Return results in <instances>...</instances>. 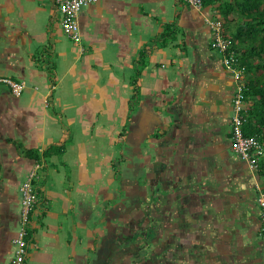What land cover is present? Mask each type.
Returning <instances> with one entry per match:
<instances>
[{
  "label": "crops",
  "instance_id": "obj_1",
  "mask_svg": "<svg viewBox=\"0 0 264 264\" xmlns=\"http://www.w3.org/2000/svg\"><path fill=\"white\" fill-rule=\"evenodd\" d=\"M210 10L185 0H98L80 10L82 41L75 42L60 27L62 6L55 0H0V75L27 82L21 95L0 86V264L13 262L20 187L36 163L38 202L26 264L122 263L120 245L107 236L115 237L122 219L120 198L109 196L114 172H107L139 67L140 104L129 117L141 138L131 132L130 140L145 152L141 160L150 149L162 153L155 166L169 208L190 202L187 218L217 212L231 226L224 233H240L252 245L250 262L264 264L257 203L262 179L224 133L235 74L213 46ZM168 25L180 32L164 38ZM52 56L51 77L43 61ZM51 145L65 149L46 157ZM37 152L39 159L30 155Z\"/></svg>",
  "mask_w": 264,
  "mask_h": 264
},
{
  "label": "trees",
  "instance_id": "obj_2",
  "mask_svg": "<svg viewBox=\"0 0 264 264\" xmlns=\"http://www.w3.org/2000/svg\"><path fill=\"white\" fill-rule=\"evenodd\" d=\"M202 1L204 8L210 7V11L214 12V17L222 19V31L228 40V47L225 51H220L213 44L214 48L220 52L223 61L226 56H233V58L230 59V66H232L233 69L236 68L241 70L242 80L244 82L243 102L246 106L241 113L243 120L242 131L246 136H257L264 144V0ZM208 28L210 34L212 35L209 24ZM175 30H172L171 25H168L163 33V37H173L174 32H180ZM184 34L186 33L184 32ZM42 57L45 56L43 55ZM41 61H43V59ZM140 62H144V60L141 59ZM43 63L45 64L51 77L54 76L56 74L55 61L49 57V61H46V63L43 61ZM140 69H142V67H139V70L135 72V76L132 80L134 88L128 104L129 109L127 119L125 120L119 135H117L121 142L126 138L130 139L131 132L136 134L138 140L141 138L139 130L133 129V131H131L132 128H130L129 117L132 116L131 112L134 111L140 104L141 87L138 80L142 72ZM1 85L4 84L1 83L0 86ZM224 133L226 139L230 138V141L232 142V137L234 136L233 126H231L230 129H225ZM159 136L160 135L158 134L155 135V137L160 138ZM64 149L65 145H51L44 151V155L47 157L53 152H63ZM176 152V150L175 152L173 151V154ZM30 155H33L38 159L40 156L38 152L31 153ZM149 155L151 157L148 156L147 160L150 161V164L145 162L146 155H144L143 160L138 161V165H135L134 174L125 173V170H123L121 166V163L125 161L123 156L119 159L115 158V161L113 162L116 177L123 178L131 176L133 178V181L131 182L129 179H121L122 197L123 195L128 194L123 198L121 197L120 203L123 205L121 206L122 209L127 211L128 208L125 207L126 203L130 201L131 198H136L135 206L130 208V213L133 211V215L136 216L135 226H139V222L137 221L143 215L148 216L149 219L152 218L154 225L152 228L154 231L152 235L155 237L154 242L152 243L154 249L153 254L150 251L151 248L149 249L147 245L143 246L141 249H137L136 252L134 243L131 241L124 243L125 240H121V237L125 234V230L123 228L126 229L127 224L124 225L123 228L121 227L120 222L119 225L117 224V226H115V237L108 233L107 236L111 240V243L113 244L116 242V244L118 243V245H120L118 249L121 248L120 252L122 253L123 261L125 260L127 264H223V260L226 255L233 259L238 257L235 264H244L254 260L256 253L253 249H250L252 245L246 237L236 232H232V236H230L231 233H224L223 229L226 231V227L230 228L231 226H226L227 222L223 219L224 217L222 215L216 212V214L213 215V213L212 216L209 215L212 213L210 212L209 214L202 213L201 215L192 217L189 216L187 218V215L184 213L186 211L192 212L193 208L190 202L189 204H186V207L181 203L179 207V202H176L175 205H172L169 208L171 201L169 199L170 194L167 186H164L163 182V190L159 191L160 195L157 197L159 198V203L152 207V212L146 214L148 210L144 207H142V209L138 208L145 202L141 201L139 197L141 194L140 190H145L143 185L146 184L145 187L150 188L151 183L157 184V179L156 181H153L156 176L152 179L151 173L154 172L161 176V169L157 168L155 165L157 164L156 161L162 157V153H154L153 149H151L149 151ZM238 155L240 156V154ZM174 160H176V156L174 157ZM148 166L150 168V174L149 178H146L144 174L147 171ZM255 169L259 177L262 179L261 188L264 190V156L259 159L258 166ZM123 171L126 175H123ZM134 180L137 181V183H135ZM172 189H175V186H172ZM260 192V188H258L257 203L261 216V205L258 200ZM199 204H202V202L200 201ZM206 205H208V203L204 204V209H207ZM181 212H183V214L179 215ZM125 218L128 219L129 217L125 216L122 220ZM222 223H225V225L222 226ZM235 223L238 225L237 222ZM237 225L233 224L232 227H236ZM261 227L262 223L260 218L259 235L264 239V237L260 234ZM209 228H211L212 231L209 230ZM118 229L120 232L116 233ZM108 231H110V229H108ZM164 232L165 234L162 236ZM133 233H137L136 238H140V240H142L144 232L140 227L137 232L135 230ZM234 237L235 242L229 241V239ZM133 240H135V236ZM240 244H243L242 246L244 247V252H242L241 257L239 255L240 247L237 246ZM223 245H226V247H222ZM255 246L256 250L258 248L261 249L260 241L257 238ZM146 253L153 255L150 260L148 256H145ZM255 264H262V262L260 263L259 261H255Z\"/></svg>",
  "mask_w": 264,
  "mask_h": 264
},
{
  "label": "built area",
  "instance_id": "obj_3",
  "mask_svg": "<svg viewBox=\"0 0 264 264\" xmlns=\"http://www.w3.org/2000/svg\"><path fill=\"white\" fill-rule=\"evenodd\" d=\"M62 6V27L66 33L75 42L82 41L81 27L79 22L80 10L89 4L98 0H55ZM195 9L203 10L202 0H185ZM207 23L210 25L214 46L220 51H225L228 47V40L223 34V21L218 17H208ZM233 55V53H232ZM233 56L225 57V63L230 66V59ZM232 67V66H230ZM233 69V67H232ZM235 74L236 87L233 97L232 126L234 136L232 137V148L240 154L251 166L257 168L259 159L264 156V144L257 136H246L242 131L241 113L246 108L243 102L244 82L240 69H233ZM8 85L15 95H21L27 86L25 80H15L12 77L0 75V84ZM39 163L31 169L27 179L21 185L22 207H21V225L14 239L16 250L12 264H26L29 256V249L32 239L33 217L38 202L34 180L38 175ZM259 203L261 205V223L260 234L264 237V190L260 187Z\"/></svg>",
  "mask_w": 264,
  "mask_h": 264
},
{
  "label": "flooded vegetation",
  "instance_id": "obj_4",
  "mask_svg": "<svg viewBox=\"0 0 264 264\" xmlns=\"http://www.w3.org/2000/svg\"><path fill=\"white\" fill-rule=\"evenodd\" d=\"M233 87L234 88H233L232 101H231L232 114H233V108H234L233 97H234V92H235V87H236L235 81H234ZM232 114L230 115V117L228 119L229 121H228V124L226 125L227 129H230L231 126H232V121H231ZM137 141H138V139H137ZM148 156H150L149 153L146 154L145 159H147ZM149 174H150V168L148 167L147 171L145 172L144 175H145L146 178H149ZM154 181H156V179ZM155 184L156 183H151V187L150 188L145 187L146 184H144L143 187H144L145 190L144 191L140 190V192H141V194L139 196L140 200L141 201H145V202L143 204H141V206H139L138 208L142 209V207H144L146 210H148L146 214L151 213L152 210H153L152 207H154L155 205H157L159 203V198H157V197L160 195L159 191L163 190L161 176H159V180L157 181V184L156 185ZM135 204H136V198H133V199L131 198L130 201H128L126 203L128 210L125 211V210H123L121 208L120 217L121 218H123L125 216L129 217L125 222L122 219H120V225H121L122 228H123L124 225L127 224L126 225V229L123 228L125 230V234L123 235V237H121V240H123V241L125 240L124 243L130 242V241L132 243H134V248H135L136 252H137V249H141L143 246L147 245L149 247V249L151 248L150 251L153 254L154 253V249H153L152 243L154 242V239H155V237L152 235L154 233V231L152 230V228L154 227L153 219L152 218L149 219L148 216L143 215L137 221V222H139V226L138 225H137L138 227L135 226V222H136L135 218H136V216L133 215V211L130 213V208H133L135 206ZM144 224H145V226H144ZM141 226H143V227H141ZM139 227L144 232V234L142 236V240H140V238H136V234L137 233H133L135 230L137 232ZM134 236H135V240H133ZM130 248H132V247H130ZM152 254L150 255V253H146L145 256L146 257L148 256L149 260H150V258H152V256H153ZM123 262L125 264H127L125 260L122 261L121 264H124Z\"/></svg>",
  "mask_w": 264,
  "mask_h": 264
},
{
  "label": "rangeland",
  "instance_id": "obj_5",
  "mask_svg": "<svg viewBox=\"0 0 264 264\" xmlns=\"http://www.w3.org/2000/svg\"><path fill=\"white\" fill-rule=\"evenodd\" d=\"M60 25H61L60 27H62V19H61ZM140 35H142V34H140ZM148 43H149V45L153 44V41L150 40ZM82 45H84L83 42H82ZM84 58H85V56H84ZM52 59H53V61L56 62L55 56H52ZM117 73H119V72H117ZM127 73H129V75H131V76L134 75V71H132V70L131 71L127 70ZM123 76H124V74L122 73V77ZM122 77H119V78L123 79ZM133 78H134V76H133ZM131 79H132V77H130V76L127 77V82L129 84H130ZM124 142H126V143H124ZM114 154H115L116 158H118V159L121 156H123V158L125 159V161L123 163H121L123 170H125V173H133V174H134V168H135L136 163L138 161H140L143 157L142 151L136 150L134 148V145L131 142V140L127 139V138L125 140H123L122 142L120 139L115 140V142H114ZM111 167L113 169H111V171L107 172V174L112 172V171L114 172V174L111 173L108 176L109 177L108 180L110 181V183H109V196L116 195V197H117L116 199L120 198V200H121V197H122V188L120 186L121 179L122 180L129 179L131 182V181H133L132 180L133 178L131 176L118 178V177H116V171H114L115 170L114 165H111ZM125 173L123 171V175H126ZM124 196H126V195H124ZM120 200H119V202H120ZM125 207H127V205ZM164 234H165V232L162 234V236ZM237 246L240 247L239 248V250H240L239 255L241 257L242 252H244V248L242 245H237ZM222 247H226V245L225 246L223 245ZM90 252H91V254H94V250L90 251ZM237 260H238V257H235V259H233L230 256L226 255L225 259L223 260V264H235V261H237ZM244 264H255V262H247Z\"/></svg>",
  "mask_w": 264,
  "mask_h": 264
},
{
  "label": "clouds",
  "instance_id": "obj_6",
  "mask_svg": "<svg viewBox=\"0 0 264 264\" xmlns=\"http://www.w3.org/2000/svg\"><path fill=\"white\" fill-rule=\"evenodd\" d=\"M243 159V158H242ZM245 160V159H244ZM246 161V160H245ZM247 162V161H246ZM248 163V162H247ZM259 187V186H258Z\"/></svg>",
  "mask_w": 264,
  "mask_h": 264
}]
</instances>
